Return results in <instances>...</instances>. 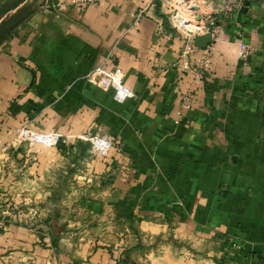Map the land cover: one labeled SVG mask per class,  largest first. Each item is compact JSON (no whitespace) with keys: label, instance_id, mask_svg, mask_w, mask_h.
<instances>
[{"label":"crops","instance_id":"1","mask_svg":"<svg viewBox=\"0 0 264 264\" xmlns=\"http://www.w3.org/2000/svg\"><path fill=\"white\" fill-rule=\"evenodd\" d=\"M194 1L219 28L207 68L204 46L182 69L185 36L169 0H41L2 41L0 264H116L99 248L68 253L67 239L54 240L51 222L69 226L47 220L55 194L59 218L73 198L98 218L133 209L155 237L141 264H264V0L230 15L210 13L220 0ZM239 40L253 49L245 59ZM98 65L120 68L133 97L119 103L87 81ZM23 126L57 129L77 153L94 135L113 146L56 175L76 155L20 143ZM129 196L137 203L125 210ZM23 208L41 218L19 223Z\"/></svg>","mask_w":264,"mask_h":264},{"label":"rangeland","instance_id":"2","mask_svg":"<svg viewBox=\"0 0 264 264\" xmlns=\"http://www.w3.org/2000/svg\"><path fill=\"white\" fill-rule=\"evenodd\" d=\"M21 1L22 3H24L23 5L19 4ZM169 1L170 3L167 2V4H169L170 6V4L174 2L173 6L172 5L171 6L179 9L180 13L183 14L184 19L188 21L191 20L188 17L189 15L186 14L187 10L184 9V6L179 1H175V0H169ZM40 6H41V0H0V42L2 41L3 37L6 34H9L10 31L18 23L23 21V19L28 17L35 10H38ZM189 24L191 26L194 25L193 23H189ZM55 130L59 132L57 129ZM59 134L61 136L60 141L55 146H51V147H56L61 152V155H63L64 157H68L70 154H75L77 163H75L72 167H68L67 169L64 167H62L61 170L57 169L56 175L57 173L59 174L67 173L68 175L70 173L73 174L76 172L75 168L77 169L78 167H80V165L82 166L81 161H84L90 156L93 158L98 157L101 159H106L109 157L110 152L112 150V148H110L105 154H97L92 152L90 148H89L90 152L89 151L87 152L86 148L85 149L83 148L80 153H77V151L75 150L66 148L68 146V138L61 132H59ZM62 138H65L66 142H62ZM16 139L22 144L26 143L27 145L30 146L36 145L22 140L18 136V131L16 133ZM65 189L68 191V188L65 187ZM58 197H59L58 194L53 195L52 203L55 202V204L56 205L58 204V206L51 207L50 213L47 215V220H54V221L56 220L57 223L60 222L61 226L63 224L62 223L63 221L61 220L66 219V221L68 222L69 226L66 227L62 226L61 228H58L57 225L54 224V222H51L50 224L51 230L54 234V240L57 241L59 236H62L64 237V239H67L70 244H72V246L70 245L67 248L65 247L68 250V253H71V251H75L76 249H81V251H83L84 254H86L92 248L95 249L99 248L102 250V252H104V254L108 255L110 253L112 257L115 256L114 258H116L115 261L116 264H141L139 257L142 253H145V251H147L146 249L149 247L144 244H146V242L148 243L149 241L154 242L155 237H153L151 233L141 229L139 225L140 219L134 214L133 209L132 211H126L124 214L120 212L115 214L105 213L104 215H101L98 218L97 215H93L92 213H90L86 208V206L84 207L86 208L84 210H82L83 208L82 206L80 207L79 210H77L73 198V199H69V202L67 204L69 206L68 207L69 213L64 212L61 218H59L61 212L59 211L60 200L57 201ZM129 197H131L129 199L132 200H128L126 202V205L128 204V202L130 204L129 206L125 207L126 208L125 210L129 209L130 207L134 208L135 207L134 204L137 203V200L135 201L134 197L132 196ZM131 204L133 206H131ZM26 211H27L26 208H23L19 213L21 217L19 223L21 224H29L27 221L23 220V216L27 218L31 215L32 217L35 216L37 218H41V216H38L40 213L37 210L36 211L32 210L30 212L27 211V213ZM28 213H30L29 216H27ZM169 218H171L170 215ZM0 220L3 224L0 227V232H4L7 230L5 228L4 218L0 216ZM27 227L31 228V225L30 226L28 225ZM36 231L42 234L45 230L37 229ZM167 236L173 238L172 234ZM139 239H142L143 244H141ZM144 239H146V241H144ZM52 246L54 245L52 244ZM81 246H83V249Z\"/></svg>","mask_w":264,"mask_h":264},{"label":"built area","instance_id":"3","mask_svg":"<svg viewBox=\"0 0 264 264\" xmlns=\"http://www.w3.org/2000/svg\"><path fill=\"white\" fill-rule=\"evenodd\" d=\"M98 0H77V5L81 8H84L88 4H94ZM179 1L184 9L187 10L189 18L191 20H183V14L180 13V10L173 7L170 11V22L173 27L181 31L185 36V42L183 49L180 54V59L182 61L183 70H193L189 62V55L195 51L197 46L194 44V38L196 36H209L210 42L205 46L208 50L211 46V43L217 40L218 34V24L213 21L209 16V13H199L198 5L194 0H175ZM244 1L249 0H220V2L213 6L210 13H223L225 15H230L232 12L239 7ZM172 7V6H171ZM194 17V19H193ZM189 23H193L194 26L191 27ZM187 24V25H186ZM189 25V26H188ZM238 46V55L240 58L245 59L248 57L253 49L251 46L244 41L239 40L237 43ZM210 49L205 53V57L200 60L199 64L202 68H207L210 62L209 52ZM86 80L99 86L102 89H112L114 99L122 103L125 100L133 97V92L126 84L124 80L123 71L118 68H106L104 65H98L91 69L85 76ZM123 94V95H121ZM18 136L31 144L44 145V146H55L60 141V134L56 130L49 131H38L33 130L27 126H23L18 130ZM44 136L46 138H51L54 142L51 144H43L37 140V137ZM105 140L109 143L110 147L107 150H100L99 142ZM90 149L92 152L97 154H105L112 146L113 141L110 138L94 135L90 139ZM62 142H66L65 138H62ZM94 145L96 146L94 148ZM2 222L0 220V227Z\"/></svg>","mask_w":264,"mask_h":264},{"label":"clouds","instance_id":"4","mask_svg":"<svg viewBox=\"0 0 264 264\" xmlns=\"http://www.w3.org/2000/svg\"><path fill=\"white\" fill-rule=\"evenodd\" d=\"M121 95H123V94H121ZM37 140H38L39 142L45 144V145H47V144H51V143L54 142L51 138H46V137H44V136L37 137ZM99 145H100V150H101V151H103V150H107V149L110 147L109 143H107L105 140H101V141L99 142ZM95 147H96V146L94 145V148H95Z\"/></svg>","mask_w":264,"mask_h":264},{"label":"water","instance_id":"5","mask_svg":"<svg viewBox=\"0 0 264 264\" xmlns=\"http://www.w3.org/2000/svg\"><path fill=\"white\" fill-rule=\"evenodd\" d=\"M210 42L209 36H196L194 38V44L197 47H204Z\"/></svg>","mask_w":264,"mask_h":264},{"label":"trees","instance_id":"6","mask_svg":"<svg viewBox=\"0 0 264 264\" xmlns=\"http://www.w3.org/2000/svg\"><path fill=\"white\" fill-rule=\"evenodd\" d=\"M7 36H8V34H6L4 37H3V39H2V41L4 40V39H6L7 38ZM2 41L0 42V44L2 43ZM257 79V78H256ZM258 81V80H257ZM66 148H68V149H72V146H67ZM128 210V209H127Z\"/></svg>","mask_w":264,"mask_h":264},{"label":"bare ground","instance_id":"7","mask_svg":"<svg viewBox=\"0 0 264 264\" xmlns=\"http://www.w3.org/2000/svg\"><path fill=\"white\" fill-rule=\"evenodd\" d=\"M183 20L188 21V20H186V19H184V18H183ZM186 25H187V24H186ZM193 26H194V25H193ZM193 26H191V27H193Z\"/></svg>","mask_w":264,"mask_h":264}]
</instances>
